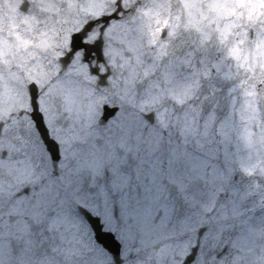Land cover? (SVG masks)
Segmentation results:
<instances>
[{"label": "snow or ice", "instance_id": "snow-or-ice-1", "mask_svg": "<svg viewBox=\"0 0 264 264\" xmlns=\"http://www.w3.org/2000/svg\"><path fill=\"white\" fill-rule=\"evenodd\" d=\"M179 2L0 70V264H264V0Z\"/></svg>", "mask_w": 264, "mask_h": 264}, {"label": "rangeland", "instance_id": "rangeland-1", "mask_svg": "<svg viewBox=\"0 0 264 264\" xmlns=\"http://www.w3.org/2000/svg\"><path fill=\"white\" fill-rule=\"evenodd\" d=\"M172 2L175 11L182 10V4L179 0ZM20 0H0V46L3 49V55L0 56V70L4 72L7 78L9 70L18 72L16 64L25 63L24 55L21 49L30 41H38L41 29L47 24L49 27L55 25L58 32L57 39L63 40L65 34L72 30V25L77 23L83 9L87 8L91 0H72L71 9L67 7L68 0H54L55 5L50 0H33V5L29 11L20 16H16V6ZM3 7L1 8V6ZM203 8L207 10L208 5L205 2ZM25 27L26 33L22 35L20 48L15 47V42L19 39L20 32L18 28ZM38 26V31L33 29ZM39 32V33H38ZM4 34L11 35L10 39L5 38ZM195 32H193V37ZM11 43V44H10ZM15 83V82H13ZM264 107V104H262Z\"/></svg>", "mask_w": 264, "mask_h": 264}, {"label": "flooded vegetation", "instance_id": "flooded-vegetation-1", "mask_svg": "<svg viewBox=\"0 0 264 264\" xmlns=\"http://www.w3.org/2000/svg\"><path fill=\"white\" fill-rule=\"evenodd\" d=\"M33 5V3H31V4H28V6H27V11H29V9H30V7ZM3 7V5L1 6V8ZM16 13H17V15L16 16H20L19 14H22V13H19V11H18V5L16 6ZM23 15H25V14H23ZM14 26V28H18V26H15V25H13ZM82 26V24L81 23H74L73 25H72V29H75V28H79V27H81ZM38 29H39V27L38 26H36L34 29H33V31L34 30H36V31H38ZM18 32H20L21 34H19V39H18V41L17 42H15L14 44H15V47H18V49L20 48V45H21V39H22V35H24V33H26V29H25V27H24V29L23 28H18L17 29V33ZM39 33V32H38ZM5 35V38H7V39H10V37H11V35H8V34H4ZM65 37V36H64ZM63 37V38H64ZM11 44V43H10ZM15 65H17L16 63H15Z\"/></svg>", "mask_w": 264, "mask_h": 264}]
</instances>
